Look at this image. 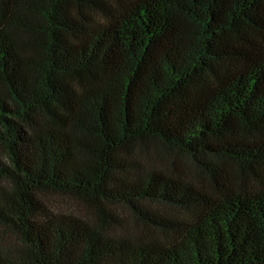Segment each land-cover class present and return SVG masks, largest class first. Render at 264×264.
<instances>
[{
    "label": "trees",
    "instance_id": "16d2710c",
    "mask_svg": "<svg viewBox=\"0 0 264 264\" xmlns=\"http://www.w3.org/2000/svg\"><path fill=\"white\" fill-rule=\"evenodd\" d=\"M0 230V264H264V0H0Z\"/></svg>",
    "mask_w": 264,
    "mask_h": 264
},
{
    "label": "rangeland",
    "instance_id": "374dc122",
    "mask_svg": "<svg viewBox=\"0 0 264 264\" xmlns=\"http://www.w3.org/2000/svg\"><path fill=\"white\" fill-rule=\"evenodd\" d=\"M50 205L55 211H64L76 213L84 217H91L92 213L89 208L85 207L80 202L64 196H50L48 197ZM0 235H4V232L0 230ZM5 241H12V236H4Z\"/></svg>",
    "mask_w": 264,
    "mask_h": 264
}]
</instances>
